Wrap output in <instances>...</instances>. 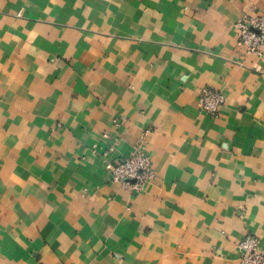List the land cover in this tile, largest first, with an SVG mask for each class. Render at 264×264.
Here are the masks:
<instances>
[{
    "label": "crops",
    "instance_id": "0c3cea01",
    "mask_svg": "<svg viewBox=\"0 0 264 264\" xmlns=\"http://www.w3.org/2000/svg\"><path fill=\"white\" fill-rule=\"evenodd\" d=\"M245 14L264 0H0V264H239L248 234L264 252ZM147 131L156 176L132 191L110 164Z\"/></svg>",
    "mask_w": 264,
    "mask_h": 264
},
{
    "label": "built area",
    "instance_id": "2783aa9c",
    "mask_svg": "<svg viewBox=\"0 0 264 264\" xmlns=\"http://www.w3.org/2000/svg\"><path fill=\"white\" fill-rule=\"evenodd\" d=\"M238 45L245 47L246 54L259 56L264 47V14H245L237 23ZM227 103V94L214 87H204L198 101L201 111L217 117ZM149 131L145 132L135 146L134 152L117 164H110L111 179L132 191H144L156 172L153 159L147 149ZM114 151V147L109 149ZM260 239L248 234L239 244V264H264V252L260 250Z\"/></svg>",
    "mask_w": 264,
    "mask_h": 264
}]
</instances>
